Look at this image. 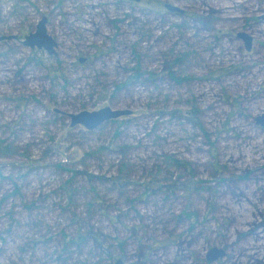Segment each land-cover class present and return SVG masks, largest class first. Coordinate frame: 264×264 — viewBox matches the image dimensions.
<instances>
[{"label": "rangeland", "instance_id": "374dc122", "mask_svg": "<svg viewBox=\"0 0 264 264\" xmlns=\"http://www.w3.org/2000/svg\"><path fill=\"white\" fill-rule=\"evenodd\" d=\"M263 113L264 0H0V264H264Z\"/></svg>", "mask_w": 264, "mask_h": 264}, {"label": "water", "instance_id": "95a60500", "mask_svg": "<svg viewBox=\"0 0 264 264\" xmlns=\"http://www.w3.org/2000/svg\"><path fill=\"white\" fill-rule=\"evenodd\" d=\"M173 8L174 7L168 6V9ZM46 22V17H42V19L37 23L35 31L26 35L23 43L30 46L31 48L34 46L38 47L39 49L43 48L49 54H52L55 53L54 47L56 46V42L52 36L47 33ZM242 36L246 39V47L249 49L251 43L250 37L244 34ZM130 112V110L112 109L108 106H105L94 111L82 110L77 113H71L69 114V117L71 118L72 126L83 125L87 129L91 130L108 120L117 119L120 116L130 114ZM256 122L264 125V113L256 118ZM216 253L217 249H210L208 252V260H214L217 256ZM117 264H120V260L117 261Z\"/></svg>", "mask_w": 264, "mask_h": 264}, {"label": "flooded vegetation", "instance_id": "af4514ba", "mask_svg": "<svg viewBox=\"0 0 264 264\" xmlns=\"http://www.w3.org/2000/svg\"><path fill=\"white\" fill-rule=\"evenodd\" d=\"M261 232H262V233H261V235H262L261 237L264 238V229H263ZM257 235H258V233H257ZM259 236H260V235H259ZM259 236H258V237H259ZM222 253H223V252H222ZM223 255H224V254H223ZM208 257H209V256L207 255V256H206V259H207V260H208ZM208 261H209V260H208ZM212 261H213V260H212Z\"/></svg>", "mask_w": 264, "mask_h": 264}]
</instances>
